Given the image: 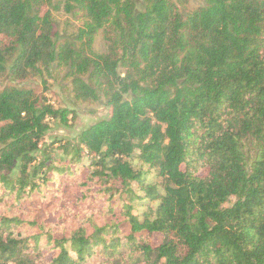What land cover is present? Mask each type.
Segmentation results:
<instances>
[{
  "label": "trees",
  "instance_id": "1",
  "mask_svg": "<svg viewBox=\"0 0 264 264\" xmlns=\"http://www.w3.org/2000/svg\"><path fill=\"white\" fill-rule=\"evenodd\" d=\"M204 1L0 0V264H264V0ZM61 5L104 55L55 43ZM55 62L110 113L41 150L70 112L20 84Z\"/></svg>",
  "mask_w": 264,
  "mask_h": 264
},
{
  "label": "rangeland",
  "instance_id": "2",
  "mask_svg": "<svg viewBox=\"0 0 264 264\" xmlns=\"http://www.w3.org/2000/svg\"><path fill=\"white\" fill-rule=\"evenodd\" d=\"M177 3L182 15H188L204 5V0H173ZM145 0H136L137 11L145 8ZM59 6V9H50L51 21L55 32V43H68L77 52L84 56L91 54L104 55L107 51L108 38L113 37L109 25L94 35L92 43L88 41L81 32L86 28L89 19L85 12L80 10L70 11ZM92 58V55L90 56ZM79 77L86 81V76H79L71 70L67 64L55 62L47 70L20 84L21 87L33 89L39 96H43L47 103L57 109H64L70 112L67 125H54L46 134L41 144V150H47L52 146L60 144H73L77 142L78 135L95 123L109 118V107L107 98L102 92L98 93L97 100H79L73 91V80ZM8 84H14L8 77L0 78V90ZM15 85V84H14ZM128 99V96L124 97ZM244 151L250 164L256 155L257 145L245 143ZM12 175H16V171ZM112 217L109 216V219ZM159 237H153L152 245L159 243ZM88 264H100L97 259Z\"/></svg>",
  "mask_w": 264,
  "mask_h": 264
}]
</instances>
